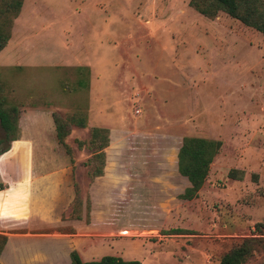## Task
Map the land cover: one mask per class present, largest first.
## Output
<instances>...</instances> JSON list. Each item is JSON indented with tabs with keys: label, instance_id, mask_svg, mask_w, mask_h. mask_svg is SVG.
Listing matches in <instances>:
<instances>
[{
	"label": "rangeland",
	"instance_id": "1",
	"mask_svg": "<svg viewBox=\"0 0 264 264\" xmlns=\"http://www.w3.org/2000/svg\"><path fill=\"white\" fill-rule=\"evenodd\" d=\"M188 1L21 0L4 25L0 140L14 170L46 175L56 189L47 234L73 231L77 185L81 220L71 224L80 243L94 240L83 246L93 260L218 264L264 217V36L221 12L205 18ZM52 113L85 116L64 139L70 156ZM93 127L107 129L108 145L90 180L96 163L77 143ZM183 137L220 143L190 201L176 166ZM173 229L184 232L163 235ZM244 264H264V248Z\"/></svg>",
	"mask_w": 264,
	"mask_h": 264
},
{
	"label": "trees",
	"instance_id": "2",
	"mask_svg": "<svg viewBox=\"0 0 264 264\" xmlns=\"http://www.w3.org/2000/svg\"><path fill=\"white\" fill-rule=\"evenodd\" d=\"M21 0H9L0 4V51L5 46L9 33L4 25L15 18L20 8ZM197 14L212 19L217 13L221 12L229 18L241 23L243 26L253 29L264 36V0H189L187 3ZM80 71L79 69H77ZM84 71V69H82ZM86 74V72H85ZM0 100V107L3 106ZM11 110V109H10ZM1 112V110H0ZM51 120L54 125L55 138L63 147L65 153L70 156V150L65 144L64 139L69 133V128L82 129L85 127V116L82 113H73L65 118L56 114H51ZM0 125L3 129L6 123L0 117ZM7 137L0 140V155L9 149ZM91 152L88 162H94L96 165L88 169L90 180L101 176L103 167V150L108 145V131L105 128H90L89 138L86 143L78 142L77 147L82 146ZM220 143L218 141L207 140L194 137H183L181 145L176 155L177 172L188 182V187L180 196L182 200L190 201L197 197L198 191L205 182L209 165L218 153ZM233 171L228 172V177H234ZM4 187L0 184V190ZM73 199L70 206L69 218L75 221L81 220V201L78 196V188L75 183L72 185ZM89 202L86 200L84 207V221L88 222ZM184 232L183 230H168L163 235H175ZM264 217L261 222L255 223L251 231V236L244 238L240 243L226 253H224L218 264H244L258 249L264 248ZM6 238L0 235V252L5 244ZM69 264H139L136 260H123L115 256H102L96 261L81 262L75 251L69 253Z\"/></svg>",
	"mask_w": 264,
	"mask_h": 264
},
{
	"label": "crops",
	"instance_id": "3",
	"mask_svg": "<svg viewBox=\"0 0 264 264\" xmlns=\"http://www.w3.org/2000/svg\"><path fill=\"white\" fill-rule=\"evenodd\" d=\"M9 152L0 155V177L8 179L0 190V235L6 238L0 252V264H69V253L75 251L81 262L96 261L93 253L84 252L95 246L91 238L76 237L77 230L66 220L72 232L49 235L50 211L57 209V192L49 185L46 175L32 174L27 169L14 170L9 162ZM7 173L3 175V169ZM34 176V177H33ZM188 183V182H187ZM58 221L62 223L59 218ZM65 222V221H64ZM112 256V255H111ZM98 260V259H97Z\"/></svg>",
	"mask_w": 264,
	"mask_h": 264
}]
</instances>
